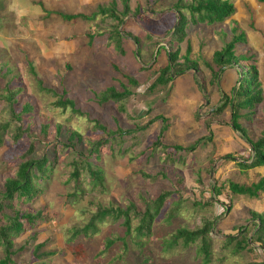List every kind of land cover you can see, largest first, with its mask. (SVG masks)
<instances>
[{
    "label": "rangeland",
    "instance_id": "1",
    "mask_svg": "<svg viewBox=\"0 0 264 264\" xmlns=\"http://www.w3.org/2000/svg\"><path fill=\"white\" fill-rule=\"evenodd\" d=\"M175 2L131 0L130 14L124 23L116 24L113 18L94 14L104 6L122 15L120 0H0V124L9 125L3 143L0 142V202L5 181L17 173L31 137L39 138L34 157H53L57 151L60 162L66 153L64 145L57 143V125L63 128L58 137L64 141L68 128L92 141H111V134L118 129L137 130L104 146L100 162L105 171L104 186L93 188L89 184L91 177L85 172L80 185L85 192L72 196L75 186L73 181L68 182L71 169L55 165L51 179L40 183L42 194L28 202L14 200L21 213H31L35 220L31 225L24 222V230L14 237L12 264H202L195 245L186 248L179 242L164 249L162 239L172 240L181 228H202L206 221L215 222L210 264L264 262L262 242L253 243L252 238L251 252L235 254L232 247L224 248L223 239L237 234L250 211L264 212L263 192L259 198L234 195L228 182H258L264 177V166L244 170L237 161L225 158L232 154L249 160L253 153L241 133L232 128L230 109L220 115L214 113L223 94H229L236 86L242 67L235 65L220 72L216 80L213 63L214 53L234 37L230 28L238 27L236 34L243 33L245 41L236 45V54L253 56L249 64L258 67L264 88V0H230L236 10L233 16L222 24L190 23L188 39L182 44L171 41L179 20ZM137 7L141 11L133 19ZM60 14L86 16L68 21ZM116 28L126 38L121 40L123 53L115 48ZM189 44L196 69L174 76L167 87L150 89L168 61L164 49L159 48L163 46L171 52L180 49L184 57ZM29 62L37 77L30 71ZM39 81L61 96L74 99L81 113L56 108V98L45 93ZM111 86L119 91L126 87L130 95L119 103L99 104L97 94ZM7 87L18 90L12 106L5 99ZM27 104L33 109L22 113ZM19 115L22 118L17 120ZM239 121L257 140L264 131V107L259 106L252 121ZM207 122L212 125V136ZM44 125H49L46 136L42 134ZM21 126L33 136L16 142L12 135ZM142 127L146 128L138 130ZM161 135L164 147L156 148ZM175 145L196 147L192 152L176 154L172 149ZM122 147L126 153H118ZM77 148L87 152L83 144ZM142 172L158 177L145 179ZM162 190L179 191L168 198L153 222L152 237L139 241L134 230L130 235L126 232L122 220L108 219L94 235H80L69 242L74 230L84 227L99 207H125L132 201L141 207L143 201ZM174 207L175 216L170 217ZM3 210L6 212L0 211V218L5 213L12 214L9 209ZM252 223L246 227L251 237ZM137 224V220L132 222L133 229ZM108 238L115 241L109 248ZM40 244L44 245L41 249ZM4 256L0 247V260Z\"/></svg>",
    "mask_w": 264,
    "mask_h": 264
},
{
    "label": "trees",
    "instance_id": "2",
    "mask_svg": "<svg viewBox=\"0 0 264 264\" xmlns=\"http://www.w3.org/2000/svg\"><path fill=\"white\" fill-rule=\"evenodd\" d=\"M123 8L122 15H117L115 12H111L108 7H99L98 12L94 15L100 14L102 17L113 18L118 23H124V19L130 14L132 10L130 8L131 0H120ZM116 5V3H114ZM174 9L176 14L179 16L177 26L174 30V35L171 37V41H177L179 44H182L185 39H188V29L187 26L191 23L193 25L197 24H222L226 19L230 18L235 13V6L230 0H176L174 4ZM187 10V13L185 12ZM135 13L133 19L138 17V14L141 11L140 7H137L136 10H133ZM62 15L64 20L71 21L78 18L79 16L86 15ZM93 15V16H94ZM236 23L235 21H233ZM230 30L234 37L231 41L226 43L223 48L219 51H216L213 56V63L215 65L214 69V78H218L219 73H225L227 69L238 65L242 67V70L238 73V82L236 86L231 90L229 94H223L220 100L219 106L216 108L214 113L223 114V112L229 108L230 109V119L231 126L237 132H240L243 139L249 144L252 151V156L249 160L238 159L232 154L226 155L225 158L233 159L237 161V164L244 170L258 168L264 166V131L262 135L257 140H253L249 136V132L245 126L239 121L240 119H246L252 121V116L256 115L257 110L260 105L264 107V88L262 87L260 81V74L258 67L254 64H249V61L253 59V56L246 55H237L236 54V45L242 41H245V36L243 33L236 34L238 27H231ZM115 36V48L116 50L121 51L122 53V43L121 40H125L122 35V31H119V28H116L114 31ZM130 36V35H128ZM131 37V36H130ZM135 39V38H134ZM136 40V39H135ZM136 45L138 42L136 40ZM168 56V61L166 65L161 68L159 76L156 78L154 83L150 86V89H156L158 87H167L174 80V76L184 74L187 71L196 69V62L190 58L192 47L189 44L185 56L181 55L180 49L176 51H168L163 46L159 48V51L163 50ZM181 58L184 61H181ZM245 62V64H241ZM30 71L35 77H37L34 65L29 62ZM131 82H136L134 79L129 78ZM41 89L45 93H49L56 98L54 106L62 110L71 109L72 114L81 113L77 109L76 102L74 99L61 96L54 89L45 87L41 81ZM7 94L5 99L9 102V105L12 106V101L16 92L9 87L6 88ZM130 91L124 87L123 91H119L113 86L108 87L106 90L97 94V100L99 104H104L109 101H115L116 103L122 102L128 98ZM32 106L27 104L23 108V112H31ZM20 113V115L22 114ZM18 116L16 119L20 120L22 116ZM161 118V117H157ZM56 137L58 138L57 143L64 145L63 152L66 153V158L58 162V157L55 155L51 157L48 154H43L40 157H34L36 144L39 141V138L32 139L30 130L26 132L25 129L18 127L16 132L12 135L13 139L17 142L20 139L31 137L30 146L27 151L22 155V161L18 165V171L13 178H8L4 184V190L1 192L2 203L0 208L9 209L12 214L5 213L1 216L0 222V247H3L5 256L0 260V264H12V257L15 254L14 249V237L19 235L23 230L26 222L27 224H33L35 216L31 213H21L19 209L14 205V200L18 199L21 201L25 199L27 202L32 200L39 194L44 192V188L40 184L41 181L46 183L51 179V174L53 173L54 166L64 167L68 166L71 170L69 175V181H73L75 190L72 193V196H76L81 192H85V189H81V177L85 176V172L91 177L89 184L93 188H98L99 186H104V169H101L100 162L103 159V149L104 146L108 145L111 141L116 142L117 137H123L125 134H133L137 130H128L123 131L118 129L116 132L111 134L113 139L111 141L101 140H87L79 131L72 130L68 128V138L67 141L59 139L58 135H61L63 130L61 125H57ZM99 128L105 130L103 125H98ZM212 125L210 122H207L206 128L212 136ZM9 128V125L6 123L0 124V142L3 143V134ZM49 125H44L42 127V134L44 136L48 133ZM146 127L139 128L138 130H143ZM166 126H164L161 133L164 132ZM159 136L155 142V147H164L160 143ZM212 138V137H211ZM210 140V139H209ZM83 144L87 150L86 153L82 149H78L77 145ZM198 144V143H197ZM196 144V145H197ZM196 145L183 148L181 146L175 145L172 147L173 152L176 154L178 151L192 152ZM155 149V148H153ZM166 150L170 149L165 147ZM151 150V149H150ZM127 149L119 148L118 153H126ZM146 151L143 153L145 154ZM181 158V157H179ZM142 177L145 179L156 180L158 175H151L142 172ZM160 176L166 175L161 174ZM229 189L234 195L247 196L250 198H259V193H264V177L261 178L258 182H253L250 185L241 184L234 181H229ZM175 191H161L158 195L150 199L149 201H143V205L139 207L134 201L129 202L125 207H115L114 205L101 206L97 212L93 213L89 219V222L82 228H76L73 232V236L70 239L72 242L74 238L79 237L80 235L89 236L94 235L99 230V225L107 221L108 219L122 220V225L126 228V232L130 235L133 230L135 231V238L139 241H142L143 238H149L153 236V222L159 217L160 211L163 208L164 204L168 198L173 195ZM214 191L217 194H220V191L217 188H214ZM213 198H211V201ZM210 201V202H211ZM202 202H197V205H202ZM0 209V211L5 210ZM176 207L171 209L169 215L170 217L175 216ZM134 220L138 221V224L132 227V222ZM253 222V223H252ZM248 223L253 224V237L248 236L246 227ZM214 221H206L205 225L202 228L195 230H188L186 228H181L173 235V239L167 241V239H162V246L164 249H170L173 244L182 242V244L187 248L189 246L195 245L196 255L201 258L202 264H210L211 259V250H212V232L214 231ZM244 230V231H243ZM236 235H229L224 241V248L229 249L232 247L231 251L235 254H241L243 252H251L254 250V247L250 245L249 239L252 238V242H262V248L264 249V212L258 213L256 211H250V217L247 219L246 224L238 228ZM115 241L108 238L106 241V247L113 245ZM173 242V243H172ZM124 247L126 248V242H124ZM44 245L40 244L38 246L41 249ZM75 247H78L76 245ZM147 261V260H145ZM250 264H264V262H252Z\"/></svg>",
    "mask_w": 264,
    "mask_h": 264
},
{
    "label": "water",
    "instance_id": "3",
    "mask_svg": "<svg viewBox=\"0 0 264 264\" xmlns=\"http://www.w3.org/2000/svg\"><path fill=\"white\" fill-rule=\"evenodd\" d=\"M227 212H228V208H227ZM249 242H251V241H249Z\"/></svg>",
    "mask_w": 264,
    "mask_h": 264
}]
</instances>
